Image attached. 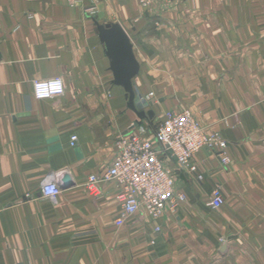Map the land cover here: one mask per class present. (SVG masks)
<instances>
[{
	"label": "crops",
	"instance_id": "1",
	"mask_svg": "<svg viewBox=\"0 0 264 264\" xmlns=\"http://www.w3.org/2000/svg\"><path fill=\"white\" fill-rule=\"evenodd\" d=\"M94 19L128 34L152 118L113 83ZM58 76L62 95L34 97V81ZM182 109L223 139L229 163L207 148L194 170L167 159L184 200L116 226L115 184L92 195L88 176L132 122L151 130ZM61 169L73 185L43 197ZM0 264H264V0H0Z\"/></svg>",
	"mask_w": 264,
	"mask_h": 264
},
{
	"label": "built area",
	"instance_id": "2",
	"mask_svg": "<svg viewBox=\"0 0 264 264\" xmlns=\"http://www.w3.org/2000/svg\"><path fill=\"white\" fill-rule=\"evenodd\" d=\"M137 1L141 7L148 9L155 5L176 6L186 0ZM57 81L61 82V90L53 92L51 85ZM63 93L64 83L59 76L33 83L36 99L52 98ZM76 139V134H72L70 145L73 146ZM113 144L112 160L100 175L88 176L85 188L88 193L98 195L101 184H115V198L120 205V213L114 218L116 226L123 225L129 216L140 210L152 218H159L166 208L175 210L178 203L184 200V194L174 188L175 172L166 164L167 159L175 160L180 169L194 170L193 156L200 149L207 148L216 153L222 164L230 161L223 150V139L217 133L206 131L188 109L166 111L151 130L148 126L132 122ZM53 183L57 184V193L46 197L43 188ZM40 189L43 197L54 201L60 193L55 174L42 179ZM223 202L220 187H214L210 204L218 208Z\"/></svg>",
	"mask_w": 264,
	"mask_h": 264
},
{
	"label": "water",
	"instance_id": "3",
	"mask_svg": "<svg viewBox=\"0 0 264 264\" xmlns=\"http://www.w3.org/2000/svg\"><path fill=\"white\" fill-rule=\"evenodd\" d=\"M99 38L105 45V54L109 58V68L113 74V83L121 85L125 90L127 105L135 111L139 120L152 118L153 111H144L148 102L142 97L134 85V77L139 71L137 61L130 38L119 23L107 21L99 22L94 19ZM66 175V174H65ZM65 176L63 182H59L60 189H65L73 185V182Z\"/></svg>",
	"mask_w": 264,
	"mask_h": 264
},
{
	"label": "clouds",
	"instance_id": "4",
	"mask_svg": "<svg viewBox=\"0 0 264 264\" xmlns=\"http://www.w3.org/2000/svg\"><path fill=\"white\" fill-rule=\"evenodd\" d=\"M61 82L60 81H57L56 83H53L51 85V89L53 92H59L61 90ZM68 170L67 169H61L60 171H58L57 173H55V176L57 178V183L59 182H63L64 178H65V173L67 172ZM67 178H69L67 176ZM57 184L56 183H53V184H48L47 186H45L43 188V193L46 197L48 196H54L56 193H57Z\"/></svg>",
	"mask_w": 264,
	"mask_h": 264
}]
</instances>
